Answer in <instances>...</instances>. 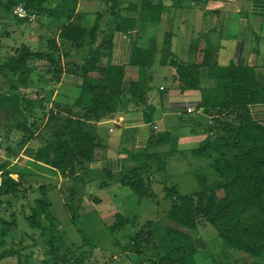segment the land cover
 <instances>
[{
	"label": "trees",
	"instance_id": "obj_1",
	"mask_svg": "<svg viewBox=\"0 0 264 264\" xmlns=\"http://www.w3.org/2000/svg\"><path fill=\"white\" fill-rule=\"evenodd\" d=\"M48 1L0 0V5H4L1 7L3 11L12 14L14 7L23 4L30 13L35 12L39 20L46 11L45 5ZM147 1L145 9L152 4ZM151 17L149 20L152 22L160 21L159 13L154 12ZM17 20L19 24L28 25L27 20ZM59 40L67 59L74 51L82 52L85 56L83 64H73L74 69L67 71L68 74L84 78L81 94L70 106L72 116L49 135L45 130L42 132L36 122H31V118L44 108V104L43 100H27L18 93L19 86L32 83L28 76V62L33 58L47 59L58 76H62L65 70L59 66L63 61L62 55H56L54 51L33 52L22 46L0 65V74L11 90L10 94H0V117L4 116L13 121L12 124H3L1 127L6 134H10L14 128L19 130L23 134L20 142L22 146L34 138H41L42 146L37 150L36 159L52 169L62 172L70 170L73 177L77 172L84 171L87 164L95 161L103 147L96 124L115 115L127 93L134 99L142 89L134 83L126 87L125 68L109 62L104 63L113 48L112 35L106 33L99 40L98 28L87 30L81 25L68 23L60 29ZM49 43L52 45L51 50L54 48L56 53L61 52L55 47L57 42ZM167 51L170 54V50ZM156 53L155 46L149 49L135 48L130 66L147 70L154 65ZM169 57L168 61L166 59L161 63L174 69L170 84H177L182 92L202 91L201 68H210L214 63L211 48L205 51L202 66L184 64L172 56L170 59ZM217 73L219 89L210 94L206 93L199 106L213 117L209 128L212 138L195 155L214 159L213 168L219 180L208 185L206 177L198 176L201 190L190 196H182L175 186L171 189L165 187L166 199L172 201L167 218L182 231L167 227L161 233L158 245L154 241L158 228L153 222H148L129 240L131 250L138 255L150 254L156 247L157 251L169 252L168 255L161 256L159 261L149 257L150 264H187L188 258L196 253L195 250H189L194 245L192 233L199 231L201 226L219 229L217 234L227 246L252 255L253 264H264V127L256 124L249 114L250 105L264 103V85L257 77L256 70L248 66L232 65L225 70L217 69ZM140 98L141 95L137 97L138 100ZM57 108V113L52 115L49 123H60L62 106ZM73 109L76 110L75 115ZM16 117L20 123L14 126ZM146 117L148 121L151 119L149 113H146ZM165 138L157 137L159 143L164 142ZM213 153L218 156H212ZM133 158L138 166L118 176V182L137 194L141 200L151 198L148 175L153 173L152 164L157 165L155 173H162L165 159L152 154H141ZM5 167L6 165H0V169L5 170ZM108 178L112 180L114 176L108 174ZM19 192L20 185L5 172V184L0 195H17ZM42 203L48 213L50 204L46 200ZM41 219L40 212L37 211L28 222L32 229H40L48 235L49 249L41 261L42 264H87L76 253L90 244L79 248L69 247L64 243L55 222L51 221V225L44 227ZM115 220L109 226L112 233L130 223L121 214L116 215ZM225 223L229 224L228 228H225ZM222 225L223 228L220 229ZM170 254L180 258L175 260ZM34 257L35 250L28 259L33 260Z\"/></svg>",
	"mask_w": 264,
	"mask_h": 264
},
{
	"label": "crops",
	"instance_id": "obj_2",
	"mask_svg": "<svg viewBox=\"0 0 264 264\" xmlns=\"http://www.w3.org/2000/svg\"><path fill=\"white\" fill-rule=\"evenodd\" d=\"M149 1L152 4L147 6V9V0H49L46 3V11L39 18V26L36 29L44 32L46 38L52 31H56L58 45L60 29L68 23L81 25L87 30L98 28L99 40L106 33L112 35L113 48L104 63L109 62L125 68L126 87L128 88L130 83L141 86L142 90L140 94L137 93V97L141 95L142 98L133 99V96L127 93L119 111L96 124L103 147L98 152L97 159L73 177L71 171L52 169L36 159L37 150L42 146L41 138H34L18 149L23 134L19 130H12L10 135L6 134L8 137H5V141L13 134L11 140H7V151L12 160L11 163L1 165H6L5 172L20 185V192L17 195H0V210L4 201L24 196V191L29 189L34 192L33 200L40 196L50 204L48 220L55 222L61 231L62 220L70 226L77 225L80 217L95 210L94 205L101 207L111 201L113 203L110 209L99 216L102 226L110 233L109 226L113 225L117 214L131 222V217L122 214L119 210H124L123 207H117L116 203L134 194L118 182V176L138 166L134 156H162L166 163L163 170L166 178L168 174H173V169L182 159L188 160L189 165H192V170L189 171L195 177L200 176V172L204 170V163L201 162L204 161L203 158L209 159V165L213 167L211 158L195 155V152L212 138L209 128L213 117L199 106L206 93H213L220 87V81L216 79L217 69L225 70L232 65L254 68L264 85V0ZM154 12L159 13L158 23L149 20ZM49 27L52 28L49 30ZM152 46H155L157 53L151 68L143 70L130 66L135 48L149 49ZM209 48L213 52L214 63L210 68H201L202 91L182 92L177 84L173 86L171 82L168 90L170 93L165 94L167 89L160 86L159 91L164 95L159 96L154 90V82L162 79L170 83L174 73L172 67L162 65L161 62L166 59L168 61L170 55L169 59L173 57L184 64L202 66L205 51ZM167 50H170V54ZM80 54L82 55L73 52L69 59L74 57L83 60L84 53ZM69 63L71 67L77 64L66 62L63 67ZM65 74L67 77L68 73ZM75 76L70 74V77ZM77 77L84 80L83 77ZM82 89L83 87L75 88L74 91L79 93L74 102ZM146 113L151 116L149 121ZM249 114L256 124L264 127V103L250 105ZM159 136L166 137L164 142H158ZM3 139L0 133V140ZM108 174H112L114 179H109ZM153 174L148 175L152 197L145 199L153 204H147L145 200L138 201L141 208L146 205L138 215L140 225L142 224L138 229L148 222H153L156 226L163 222L161 219L167 216L172 206V201L166 202L169 199L161 193L164 189L160 184L167 180L157 182L153 179ZM206 180L208 182L207 177ZM177 188L179 189V185ZM157 197L167 203L163 208V215L159 211L160 202ZM87 208L89 211L85 212ZM75 211L80 212L79 218ZM133 218H136L137 222V217ZM165 225V229L174 227ZM125 227L117 232L120 233ZM11 232L15 233L14 230L9 231ZM80 232L82 233V230ZM132 235L127 238L130 239ZM119 240H116V246H121ZM195 242L194 238V244ZM119 248L127 257H133L135 254L130 246ZM198 252L187 264L197 257ZM117 259H122V255H118ZM126 264L132 263L129 261Z\"/></svg>",
	"mask_w": 264,
	"mask_h": 264
},
{
	"label": "rangeland",
	"instance_id": "obj_3",
	"mask_svg": "<svg viewBox=\"0 0 264 264\" xmlns=\"http://www.w3.org/2000/svg\"><path fill=\"white\" fill-rule=\"evenodd\" d=\"M3 6L4 5H0V65L5 63L8 56L12 55L17 48H21L22 46L28 47L33 52L52 53L54 51V54L62 55L63 61L59 64L60 68L63 67L66 62H74L79 65L83 64V60L76 59L74 57H72L73 59L70 58L68 60L63 52L64 48L60 43L59 46H55L57 50L61 51L60 53H56L54 48L51 50L50 47H52V45L50 46L49 42H57L56 31H52L50 35H48V38H46L44 32H40L39 29H36L39 26V20H37V18L34 22H28V25L24 26L23 24H19L20 22L17 19L20 18L15 16L13 13L11 14L6 10L3 11L1 8ZM51 28L52 27H49V30ZM77 53L78 55H82L80 54L82 52ZM27 68L30 71L28 76L32 83L28 86H19L18 93L21 97H24L27 100H43L44 105L42 106H44V108L37 111L36 116L31 118V122H36L41 131L44 132L45 130V133L49 135L54 130H57L70 116H72V114H70V106L73 105V100L79 93H76L74 90L75 88L83 87L84 80L77 77V75L74 78L70 77V74L65 77V75H67L65 73H67L68 70L73 69L71 65L63 67L65 70L63 73L64 75L62 74V76H58V74H55V68L50 65V62H48L47 59L33 58L28 62ZM58 77H60V79H58ZM154 85L156 86L154 90L160 97H163L164 95L163 92L159 91L160 86L167 89L165 94L170 93V91H168L170 89V83L168 81L160 79L154 82L153 87ZM216 90H218V88ZM10 92V85L6 83V80L0 74V94H10ZM59 105L60 107L62 106V108H60L62 110L59 118L61 120L60 123H49L52 115L55 116L57 113V106ZM73 114H76V110H74ZM12 122V119H8L4 116L0 117V133L2 135V139L4 138L3 140H0V165L7 162L11 163L12 160L11 155L7 151V145L9 144L7 140H11L13 134H11V136H9V138L5 141V137L7 138L8 136L2 128L3 124L10 125ZM19 123V119L16 117L14 126H17ZM13 130L16 131L17 129L14 128ZM20 148H23V146L18 145V149ZM212 156L216 157L218 155L213 153ZM203 159L204 161L201 162L204 163V170L200 172V176L202 177L205 175L208 179V183H215V181L218 180V175L213 167L209 165V159ZM212 163L214 165L213 161ZM176 166L177 167H175L172 171L173 174L167 175V179L164 171L162 173H155L157 165L154 164L152 167V172L154 173L152 175L154 177L153 179L157 182L167 180V182L162 183L163 185L160 184L163 186V189H165V187L171 189L174 186L178 187L179 185V189L177 188V190L180 191L182 196H190L199 192L201 190V185L198 177H195L194 174L189 171L192 168V165H189V161L182 159ZM161 193L166 196L165 191H162ZM33 197L34 192L26 189L24 191V196H20L19 198L17 197L15 200L10 199L8 201H4V206L0 210V264H42L41 261L45 258V255H47L49 249L48 235L40 229H32L28 222L29 218L34 216L35 212L38 211L40 212L42 218V225L44 227L49 226L50 221L48 220V213L46 209L44 210L45 207L42 203L45 199L44 197L41 198L39 196L37 199L33 200ZM157 200L160 202L159 211L162 212L161 215H163V208L166 206V202L169 203L170 200H167L166 202L160 198ZM138 201H141V199L134 193L132 197L116 203L117 207H123L124 210L119 208V211L122 212V214L131 217V222L126 225L120 233H109L104 229L101 220L99 219L100 215H104L105 211L110 209L109 207L111 206V203H113L111 201L106 202V204L101 207L94 205L95 210L91 212H88L89 208H87L85 212L88 213H85L84 217H80L79 220L78 218L80 212L75 211V214H78V218H76L78 220L77 225L73 224L70 226L64 220L60 222V232L62 233L61 235L64 236V243L71 248H79L85 244H90L91 247H84L76 253V256L80 259H85L87 264H126L129 261H131L132 264H149V261H147L149 257L153 260L159 261L161 256L169 254L167 250H165V252L160 250L157 251L158 247H156L155 251H152L150 254L147 252L148 254L144 257H140L139 255L137 256L136 253L133 257H130V255L127 257L120 251L119 247H124L125 245L129 246L130 239L127 237L130 234L132 235L134 232L136 233L139 231L140 228L138 229V227L142 226L138 220V215L142 213L146 205L141 208ZM145 202L147 204H153L151 202H147V200H145ZM82 210L83 208L81 211ZM133 217H137V222L136 218ZM161 220L163 222H160L157 225L158 232L154 239L158 245L160 244L159 239H161V233H163L165 229V224L168 226L172 225L175 230L182 231L177 225L171 223L167 216ZM115 221L116 220L114 219V222ZM224 225L225 228L229 227V224L227 223ZM222 228L223 225L220 229ZM12 230H14L15 233H9V231ZM80 230H82V233ZM218 231L219 229H215L210 226H201L197 233H192L196 242L193 246L189 247V250L192 249L195 250V252H199L197 257H194L190 264L254 263L252 255L238 252L227 246L224 240L218 236ZM117 239H120L119 241L121 246L115 245ZM73 245L76 247H73ZM34 250L35 257L33 260L28 259L29 255L32 254ZM151 254H153V256ZM118 255H122V259H117ZM170 256L175 260L180 258V256L174 254H170Z\"/></svg>",
	"mask_w": 264,
	"mask_h": 264
},
{
	"label": "built area",
	"instance_id": "obj_4",
	"mask_svg": "<svg viewBox=\"0 0 264 264\" xmlns=\"http://www.w3.org/2000/svg\"><path fill=\"white\" fill-rule=\"evenodd\" d=\"M12 13L22 20H27L28 22H34L37 18V14L30 13L23 4L14 7ZM192 112V110H189ZM5 184V170L0 169V191L3 189Z\"/></svg>",
	"mask_w": 264,
	"mask_h": 264
}]
</instances>
